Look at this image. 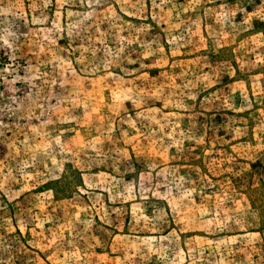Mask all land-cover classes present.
I'll return each instance as SVG.
<instances>
[{
	"label": "rangeland",
	"instance_id": "374dc122",
	"mask_svg": "<svg viewBox=\"0 0 264 264\" xmlns=\"http://www.w3.org/2000/svg\"><path fill=\"white\" fill-rule=\"evenodd\" d=\"M0 264H264V0H0Z\"/></svg>",
	"mask_w": 264,
	"mask_h": 264
}]
</instances>
